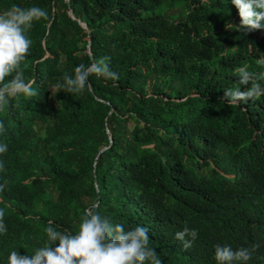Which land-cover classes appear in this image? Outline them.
I'll use <instances>...</instances> for the list:
<instances>
[{
    "label": "trees",
    "instance_id": "obj_1",
    "mask_svg": "<svg viewBox=\"0 0 264 264\" xmlns=\"http://www.w3.org/2000/svg\"><path fill=\"white\" fill-rule=\"evenodd\" d=\"M13 4L49 20L26 32L21 67L37 95L0 110V264L45 246L50 222L75 234L92 205L126 230L147 227L163 264H217L225 244H259L246 264H264V96L223 99L239 67L264 75V46L231 0H0V12ZM101 57L118 81L56 92ZM185 226L198 231L188 250L175 236Z\"/></svg>",
    "mask_w": 264,
    "mask_h": 264
},
{
    "label": "clouds",
    "instance_id": "obj_2",
    "mask_svg": "<svg viewBox=\"0 0 264 264\" xmlns=\"http://www.w3.org/2000/svg\"><path fill=\"white\" fill-rule=\"evenodd\" d=\"M237 8L242 30H264V0H231ZM49 20L46 10L31 6L28 8L13 4L0 12V110L10 105L13 99L23 95L31 98L37 95L34 79L25 80L22 62L29 55L31 40L26 32L33 21ZM231 27V25H227ZM264 56V55H262ZM109 57H101L90 64H80L74 69V75L65 74L62 82L55 84L56 92L65 91L82 94L90 88L89 77L96 75L113 82L119 80V74L108 66ZM264 64V59H261ZM236 74V86L224 89L223 99L228 105L246 104L264 96V75L248 71L247 66L239 67ZM12 78L5 83L6 77ZM244 86V90H241ZM0 122V133L5 131ZM8 145L0 143V154L7 152ZM4 165L0 162V170ZM7 184H0V192ZM98 205L86 208L75 234L56 230L51 226L44 229L47 236L45 246L35 250L33 255H21L12 250L8 255V264H163L160 254L149 246V229L142 225L125 229L122 223H113L102 217L95 209ZM7 233L5 210L0 208V234ZM176 239L182 242L184 250L193 246L198 231L185 226L176 232ZM58 242V243H57ZM260 247L233 249L230 245L215 247L217 264H246Z\"/></svg>",
    "mask_w": 264,
    "mask_h": 264
},
{
    "label": "rangeland",
    "instance_id": "obj_3",
    "mask_svg": "<svg viewBox=\"0 0 264 264\" xmlns=\"http://www.w3.org/2000/svg\"><path fill=\"white\" fill-rule=\"evenodd\" d=\"M256 33H257V35H259V39H260L262 45L264 46V30H256ZM176 86H179V85H176ZM35 130H36L37 133H41L40 124L39 123H36ZM47 197H49L52 200L56 201L57 198H58V192L49 189Z\"/></svg>",
    "mask_w": 264,
    "mask_h": 264
},
{
    "label": "water",
    "instance_id": "obj_4",
    "mask_svg": "<svg viewBox=\"0 0 264 264\" xmlns=\"http://www.w3.org/2000/svg\"><path fill=\"white\" fill-rule=\"evenodd\" d=\"M68 15H69V17H70V18H72V19H73L72 13H71L70 11L68 12ZM81 26H82V27H84V25H83V24H81ZM84 28H85V27H84ZM87 52H88V45H87Z\"/></svg>",
    "mask_w": 264,
    "mask_h": 264
}]
</instances>
